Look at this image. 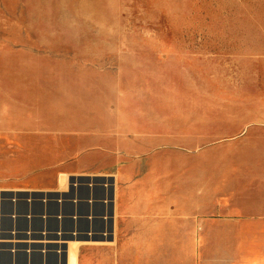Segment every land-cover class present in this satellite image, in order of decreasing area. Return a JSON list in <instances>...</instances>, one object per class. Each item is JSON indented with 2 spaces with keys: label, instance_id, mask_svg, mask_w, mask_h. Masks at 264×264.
<instances>
[{
  "label": "rangeland",
  "instance_id": "rangeland-1",
  "mask_svg": "<svg viewBox=\"0 0 264 264\" xmlns=\"http://www.w3.org/2000/svg\"><path fill=\"white\" fill-rule=\"evenodd\" d=\"M0 73L19 119L0 128V191L79 176L115 193L114 231L74 238L76 264H151L120 217L134 202L264 200V0H0Z\"/></svg>",
  "mask_w": 264,
  "mask_h": 264
},
{
  "label": "crops",
  "instance_id": "crops-1",
  "mask_svg": "<svg viewBox=\"0 0 264 264\" xmlns=\"http://www.w3.org/2000/svg\"><path fill=\"white\" fill-rule=\"evenodd\" d=\"M8 80L7 73H0L3 129L19 122L8 108L13 106L12 100L4 96L9 90ZM232 195L223 206H207L204 194L194 189L187 194V200L180 202H134L133 215L125 207L120 217L133 216L130 231L134 252L149 255L151 264L155 247L163 251L165 264H178L179 257L182 264H264V200L253 201V193L248 190L247 200L241 202L233 201ZM65 258L66 255L62 257L63 264Z\"/></svg>",
  "mask_w": 264,
  "mask_h": 264
},
{
  "label": "built area",
  "instance_id": "built-area-1",
  "mask_svg": "<svg viewBox=\"0 0 264 264\" xmlns=\"http://www.w3.org/2000/svg\"><path fill=\"white\" fill-rule=\"evenodd\" d=\"M94 180L88 182L76 176L70 187L71 191L66 190L67 192H45L32 189L1 190L0 254L9 255L12 258L11 264H63L61 259L66 255L65 243L63 246L47 247L41 244L36 247L27 241H31L33 237L40 240L60 238L63 241H71L84 234L88 236L112 234L115 229V193L112 192L110 198L109 195L97 196L98 190H105L107 184L98 179ZM83 189L87 190L86 195L82 194ZM52 206L56 207L55 212L51 211ZM100 206L106 209L108 207L106 213L96 211ZM68 207L72 208V211H67ZM83 207L87 208L86 212L82 210ZM108 217L112 228L110 229L108 225L104 229H97L96 223L103 222ZM36 221L42 222V228H34ZM67 221L73 224L71 229H66ZM8 222L12 225L5 227ZM20 222H26L27 226L24 229L19 228ZM51 222H56L58 228L51 229L49 227ZM81 222L87 225L86 228H82ZM51 256L58 258L57 262L50 263ZM20 257H24L25 261L20 262L18 260ZM36 257L41 259L40 262H35Z\"/></svg>",
  "mask_w": 264,
  "mask_h": 264
},
{
  "label": "bare ground",
  "instance_id": "bare-ground-1",
  "mask_svg": "<svg viewBox=\"0 0 264 264\" xmlns=\"http://www.w3.org/2000/svg\"><path fill=\"white\" fill-rule=\"evenodd\" d=\"M66 175H68V174H66ZM32 240L27 241V242H30V244H32L36 247H39V245H41V244L46 245L47 247L63 246V244L65 243L64 245H66V264H76V254L77 253L75 252L76 251L75 246H78L82 242L77 241V240L76 241L75 240L74 241H63V239H60V238L50 239V240H44V239L40 240L39 238H36V237H33ZM19 242L20 241H18V243ZM78 250H79V248H78ZM77 263H78V261H77Z\"/></svg>",
  "mask_w": 264,
  "mask_h": 264
}]
</instances>
